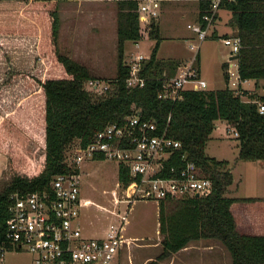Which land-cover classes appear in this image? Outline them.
<instances>
[{
    "label": "trees",
    "instance_id": "1",
    "mask_svg": "<svg viewBox=\"0 0 264 264\" xmlns=\"http://www.w3.org/2000/svg\"><path fill=\"white\" fill-rule=\"evenodd\" d=\"M141 2L117 0V73L112 79H103L110 83V87L102 93L87 88L86 82L95 78L88 66L61 52L58 44V8L55 6L49 12V54L64 67V74L38 80L45 96L46 155L38 173L30 177L16 175L0 190V244L6 239L11 194L14 191L27 193L44 190L49 188L57 174L79 171L68 160L69 151L75 144L79 142L85 146L108 123L122 122L127 116L138 113L142 119L156 122L158 134L165 133L181 142V148L165 163V174H170L172 165L181 168L185 163V154L196 163L204 176L213 181L209 195L159 199L162 249L147 264L166 259L199 238L221 241L231 255L232 264H264V235L239 232L231 211L233 202L254 198L227 196L226 190L233 179L228 168L229 161L206 152L216 122L225 120L238 133L240 158H264V113L259 111V104L264 103V0H219L218 3V9L231 11L230 24L236 30L233 36L240 38L241 47L235 54L240 79L255 81V86L263 91L249 92L240 85L241 92H237L229 83V61H226L223 63L224 87L185 89L183 96L176 100L159 97L164 82L176 74L181 63L179 59L158 58L163 39L156 20L158 13L145 23L148 24V35L155 41L149 57L142 62L140 73L146 77V83L141 87L127 85L131 66L127 62L125 44L128 40L137 43L143 37ZM198 2L197 21L207 28L217 18L218 10L210 23L203 16L213 13L214 0ZM196 66L202 76L199 53L196 55ZM9 70L15 75L30 76L26 71ZM8 80L7 77L6 82ZM243 94L248 98H243ZM130 180L128 168L120 164L119 181L126 185ZM166 200H173L176 205L171 212L167 211Z\"/></svg>",
    "mask_w": 264,
    "mask_h": 264
},
{
    "label": "rangeland",
    "instance_id": "2",
    "mask_svg": "<svg viewBox=\"0 0 264 264\" xmlns=\"http://www.w3.org/2000/svg\"><path fill=\"white\" fill-rule=\"evenodd\" d=\"M14 1L13 3H18V6H15L17 9L15 11L17 14H14L15 23L9 27L0 25V28L13 30L15 33L20 32L19 34L34 32L33 34L38 35L39 40L27 42L20 35L14 39H10L9 36L3 39V36H0V146L3 151L8 150L9 154L8 162L0 164V190H3L16 175L33 176L43 165L46 155L45 96L37 82L40 78L58 77L64 74V67L49 54V10L55 2L72 1L77 4V0H32L30 6L25 8L29 0ZM90 2H83V13L86 12L85 5ZM184 2H188V5ZM198 9V2L194 0L162 2L159 15L156 17V20L162 23L163 39L159 48V58L161 60L179 59L181 64H185L199 53L201 73L207 80V88H222L226 85L223 63L229 61L232 55L231 46L226 45L223 39L227 34L235 35V33L232 34L233 27L230 24L232 13L226 8H219L217 18L208 27L207 37L201 40L198 34L188 26L197 22ZM95 11L99 13L102 9L97 8ZM21 13L24 15L30 13L37 22L27 20ZM106 13L107 16L100 17L102 21H97L99 24L106 25L103 37L102 33L96 34L93 29L91 31L89 22L84 27H79L78 34H70L69 31L62 29L61 38L59 29L58 44L62 53L72 55L74 59L77 58L76 60L90 67L89 70L95 78L107 80L116 76L118 50L113 34L115 31L111 26L113 14H108L109 11ZM82 18L87 19L86 15H82ZM62 21L61 17L60 26ZM147 28L148 24H142L143 37L139 45L132 40L126 41L128 63L132 61L134 54L149 55L155 41L148 35ZM192 44L195 48L191 47ZM9 58L16 64L14 72L15 70L26 71L30 76L15 75L8 71L6 67ZM38 61L46 63L38 65ZM7 77L9 82L13 81L8 89L4 86ZM250 86L252 88L242 89L249 92L263 91L259 86L253 84ZM243 98L248 97L243 94ZM239 143L234 128L225 120H218L210 135L206 152L210 156L230 161L229 170L235 177L229 186L232 196H262L261 194L264 193L263 170L246 166L251 165L254 159L246 160L239 157ZM74 153L72 149L69 151L70 162L73 161ZM259 160L264 161V158ZM119 165V161L110 158L89 159L81 163V194L85 199L92 201L82 210V234L85 237L104 238L111 224H120L121 215L127 213L128 218L123 222L121 236L132 239L134 244L146 243L135 248L134 253L138 258L157 257L162 245L160 243L157 246L153 242L163 237L162 234L159 235V199L143 198L130 203L126 200L116 203L111 192L117 188ZM257 175L259 176L256 177ZM118 192L119 197L123 198L121 187ZM260 202V199H255V206ZM166 205L168 212L176 208L173 200H166ZM230 259L232 261L231 255ZM118 260L119 257L116 258V261ZM169 260L157 259L155 264H167L166 261ZM180 260L181 257L178 256L174 264H181ZM221 262L226 264L225 259ZM0 264H33V255L24 250H8ZM122 264L131 263L125 257Z\"/></svg>",
    "mask_w": 264,
    "mask_h": 264
},
{
    "label": "built area",
    "instance_id": "3",
    "mask_svg": "<svg viewBox=\"0 0 264 264\" xmlns=\"http://www.w3.org/2000/svg\"><path fill=\"white\" fill-rule=\"evenodd\" d=\"M218 3L219 0H214L213 13L203 16L210 23L214 12L218 10ZM158 6L159 0L141 2V21L149 22L158 13ZM188 26L201 40L207 37L209 26L203 28L199 21ZM223 40L231 46V56L239 51V37L228 36ZM191 47L195 48L193 44ZM231 56L227 69L229 83L238 92L241 90L240 85L242 87V83L249 80L240 79L237 62ZM148 57L143 53L134 54L129 62L131 70L126 80L129 87L145 85L146 77L140 72L143 60ZM86 86L102 93L110 87V83L91 78ZM207 87V80L200 75L196 56H193L164 82L159 97L176 100L183 96L185 89L200 90ZM259 111L264 113L262 102ZM157 130L155 121L144 120L138 113L127 116L122 122H110L87 145L78 142L73 146L72 151L75 153L72 163L79 171L57 174L49 188L44 190L27 193L14 191L11 194L6 239L0 244V261L8 250H24L33 255V264H116L120 249L125 243H130V239L121 236L123 222L127 220L128 214L121 215L120 224H111L104 238L85 237L82 234V210L92 202L81 194L80 165L85 160L110 158L128 168L130 182L124 185L118 181L117 188L111 192L116 203L123 200L130 203L143 198H180L197 193L198 196L209 195L213 189L212 179L204 176L196 163L185 154V163L181 168L172 165L170 174L164 173L165 163L181 148V142L165 133L158 134ZM119 187L123 191V198L119 197Z\"/></svg>",
    "mask_w": 264,
    "mask_h": 264
},
{
    "label": "crops",
    "instance_id": "4",
    "mask_svg": "<svg viewBox=\"0 0 264 264\" xmlns=\"http://www.w3.org/2000/svg\"><path fill=\"white\" fill-rule=\"evenodd\" d=\"M84 1H91L88 5H85L87 13L82 12ZM104 1L105 0H77V4L72 3V1L55 2L54 6L49 10V12L56 6L58 8L60 18L61 17L63 18V21L61 22V26H60V38H61V30L62 29L69 31L70 34H73V33L78 34L79 27H81V26L84 27L89 22L91 24V31L93 29L96 34L101 35V33H102L101 36L103 37L104 29H105L106 25H102V23L99 24L97 21H102V19H100V17L101 16H103V17L107 16L106 12L109 11L108 14H111V15L113 14V18H111V24H112L111 26L113 27V29L115 31V33H113V34L115 36L116 43H117V41H118L117 0H110V1H112L111 3H109V2L106 3ZM142 1L148 2V0H142ZM164 1H178V0H160L159 6H158V15H159V8L162 6V2H164ZM184 1H189V0H184ZM194 1L198 2V0H194ZM13 2H15V1L14 0H0V25H5L6 27H9L15 23L14 14L16 13L15 11L17 10L15 8V6H18V3L16 4ZM31 3H32V0H29L28 3L26 4L25 8L27 6H30ZM184 4L188 5V2H184ZM198 5H199V2H198ZM105 6L107 8H105ZM96 7L101 8L102 12L97 13V11H95L97 9ZM103 9H104V11H103ZM105 9H110V10H105ZM187 9H188V7H187ZM198 12H199V9H198ZM21 15L23 17H25L27 20H30L31 22H37V20H35V18L32 17V15L30 13H27L25 15L21 13ZM82 15H86L87 19L82 18ZM68 17L70 19H66ZM142 24H145V23L142 22ZM159 25H160V31L162 32L161 21H159ZM41 28L43 30V26ZM0 29H1L0 30V36L2 35L3 39H5V36L6 37L9 36L10 39L11 38L14 39V38H18V35H20V36H22L24 41H27V42L28 41L31 42V40H33L34 42L39 40V37H37L38 35L33 34L34 32H23L26 34H19L20 32L15 33L13 30L4 29V28H0ZM42 30L40 29V31H42ZM232 32H233L232 34H234L236 32L234 27H233ZM139 43H141V40L139 41ZM126 55H127V52H126ZM149 55H150V53H149ZM8 57L9 56L7 54V58ZM158 58H159V51H158ZM9 59L10 60L7 61V67H6L7 70H9L10 68L15 69L16 64L14 63V61L11 58H9ZM44 62L45 61H38V65L39 64L45 65L46 62L45 63ZM39 80H44V79L40 78ZM12 82H13L12 80L10 82L8 80L7 82H5L4 86L8 89V87L13 84ZM37 84L40 85L39 81L37 82ZM250 84H253L255 86V81L249 80L247 82H243L242 87L243 88L247 87L248 89H250V88H252L250 86ZM40 89H41V86H40ZM44 109H45V105H44ZM44 118H45V114H44ZM8 155H9L8 150L3 151L1 149V146H0V164L1 165L6 164L8 162ZM230 165L231 164L229 161L228 168H231ZM233 166H235V165H233ZM246 166L253 168V169L255 168L258 170H259V168H261L263 170V177H264V161L256 159V160H253V163H251V165H246ZM2 168H5V167H2ZM231 173L233 176V179H232V182H233L235 177L233 175V172H231ZM258 176L259 175H257L256 177H258ZM263 183H264V179H263ZM229 186L226 190L227 196L238 197V198H247V197L237 196V195L232 196L231 195L232 190L229 189ZM261 195L262 196L250 197V198H254L253 201L252 200H237V201L232 203L231 211L235 217L236 226H237V229L239 232L245 233V234L264 235V193ZM168 199H173V198H168ZM174 199H178V198H174ZM255 199L261 200V202L257 206H255V204H256ZM128 239H130V238H128ZM160 239L161 238L157 239L155 242H153V244L159 246V244L161 243ZM143 244H146V243L134 244L132 239H130V243H125L124 246L120 249V251L117 255V257H119V260L116 261V264H122L123 260H125V257L128 259V261L131 264H147L151 259H154L155 258L154 256H146L143 258H138L135 255V253H134L135 248L141 247V245H143ZM178 256L181 257V260H180L181 264H222L221 260L224 261V259L226 261V264H230L227 261L232 262L230 259L229 251L224 247V245L222 243L217 241V239H215V238H199V239L192 240L187 246L183 247L182 249L177 251L172 256L166 258V259H170L169 261H166L167 264H174L175 261L177 260Z\"/></svg>",
    "mask_w": 264,
    "mask_h": 264
},
{
    "label": "water",
    "instance_id": "5",
    "mask_svg": "<svg viewBox=\"0 0 264 264\" xmlns=\"http://www.w3.org/2000/svg\"><path fill=\"white\" fill-rule=\"evenodd\" d=\"M236 58H237V55L231 56V59H236ZM196 195L198 196V193Z\"/></svg>",
    "mask_w": 264,
    "mask_h": 264
}]
</instances>
